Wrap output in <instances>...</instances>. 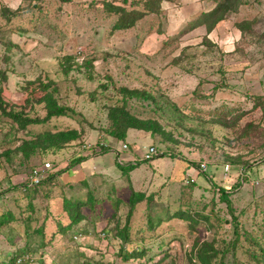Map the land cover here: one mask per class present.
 I'll return each mask as SVG.
<instances>
[{
    "label": "rangeland",
    "instance_id": "rangeland-1",
    "mask_svg": "<svg viewBox=\"0 0 264 264\" xmlns=\"http://www.w3.org/2000/svg\"><path fill=\"white\" fill-rule=\"evenodd\" d=\"M142 1L0 0V9L32 8L25 22L0 15V104L46 119L22 128L0 109V259L26 246L32 260L18 264H264V179L234 187L235 168L226 179L222 169L254 164L264 149V0H239L216 23L207 12L227 0H162L133 28L112 31L113 7L144 10ZM47 94L67 110L51 115ZM122 103L162 132L109 137V108ZM101 141L126 143L123 162L140 161L148 145L168 156L123 172L115 153L94 154ZM44 162L53 177L25 189ZM201 162L206 173L195 171ZM66 202L81 219L63 232ZM134 247L144 256L125 261Z\"/></svg>",
    "mask_w": 264,
    "mask_h": 264
},
{
    "label": "trees",
    "instance_id": "trees-1",
    "mask_svg": "<svg viewBox=\"0 0 264 264\" xmlns=\"http://www.w3.org/2000/svg\"><path fill=\"white\" fill-rule=\"evenodd\" d=\"M229 1H230V3H229ZM161 2H162V0H143L142 4L144 6V10H138V9H134V8L127 9V8H124L123 6H114L113 9L117 12L118 16H117V19L115 20V22L112 26V31H124V30H129V29L133 28L135 26L136 21L141 19L142 17H144L147 13L158 12L160 10ZM227 2H228L227 4L217 2L216 6L213 7L209 12H207L210 15H213V16L216 15L214 23L223 19L224 18L223 13L226 12L227 10L237 9L236 6H238L239 0H227ZM31 9H32L31 7H26L25 9L21 8L18 10L17 9L16 10L15 9L9 10V8L7 6H2V8L0 9V15L2 16L3 20L5 21L4 23H6V24H9V22H11L12 20H15V19H19V20L25 22L26 21V18H25L26 13H23V12L24 11L25 12L30 11ZM220 12H223V13H220ZM203 15H205V14H203ZM3 35H4V29H2V27H0V36H3ZM0 43H2L1 40H0ZM5 43L8 46V50H10V48L13 47V45L10 41L5 42ZM9 58H10L9 55L7 54L5 59L8 60ZM67 61H68V65H69V63L75 61V59H73L72 57H69V58L65 59V62H67ZM2 73H4V72L2 71ZM41 87L46 89L47 84H41ZM124 92H127L129 97H132L134 95L135 96L139 95L137 90L133 91V90H128L127 88H125ZM141 97L147 98V99L151 98L147 94L141 95ZM50 98H51V95L47 94V96L45 97V99H46L45 101L47 102V106H50L49 108H50L51 115H61L67 110L64 106L58 107L55 104H52L50 102L51 101ZM118 105L112 106L109 108V112H108L109 118L108 119H109L110 124L107 128L104 129L105 133L109 137H112V138L119 140V141H124L127 137V132L129 129H138V130H144V131L149 130L152 133H156L159 131L162 132V127H161L160 123H158L156 120H153V119H137L136 116L132 115L128 111L127 105L125 103L118 104ZM0 109L5 116L12 119V121L14 123L21 126L22 128H25L31 124L42 123L46 120L44 118L43 119L29 118L28 116L24 115L21 112H14V111L9 110V109L6 110V108L3 107L2 104H0ZM48 117H50V116L47 114L46 118H48ZM61 135H62V133H61ZM63 135L66 136L67 133H64ZM53 140H54L53 143L66 142V141H61L59 137H56ZM111 149H112V147H110L109 145L102 146L100 148V150L95 151L94 154L103 155V154L111 151ZM157 155H158V157L168 156L167 153H162V152H158ZM82 160H85V158H78V161H82ZM139 160L140 161L136 160V161L122 162V163L117 161L116 163L118 166H120V168L122 169L123 172H129L138 166V164H139L138 162L149 161V160H142V159H139ZM198 166H199V164L196 167H198ZM234 166H240L244 170V178L238 179L236 181V183L234 184V187H238L240 184L242 185L243 183L248 182V178L251 175H253L258 169V166H256L255 164H252V163L245 164L242 162V164L234 165ZM186 167L187 168L190 167L188 163L186 164ZM222 169H223V165H222ZM203 173H206V172H203ZM50 175L51 174H48L38 184H35L33 186H26V184L24 182L23 186L24 187L26 186V188L29 190L37 188L45 180H47L49 177H53ZM206 177H208V180H210V182L214 186H216L215 181L213 180V178H211V176L209 174ZM216 187H217V190L220 192L221 199L227 203V206L230 207L231 203L228 199V193H229L228 190H226L225 188H222L220 186H216ZM134 203H135V200H134V198H132L131 199V205H134ZM74 205L75 204H73V203H67V202L65 205V210H67V212L69 213L70 222L68 224H66L64 222L58 221V222H60L58 225L59 229L62 230L63 232L67 231L68 229H72L73 225L78 223L79 220L81 219L78 211H73ZM202 218L205 220H208L207 216H203ZM4 222H5V219H3V217H2V219H0V226H2L4 224ZM234 227H235L236 237H235V241L232 242V247H235V242H239V240H240L239 237L242 235L241 232H238L237 225H235ZM65 229H67V230H65ZM128 229H129V226L127 224H125L124 228L118 230V233L121 236V238L125 239L127 241V243L131 242L130 238L127 235ZM240 233H241V235H240ZM79 235H81V234H79ZM83 235H86V234L84 233ZM141 239H143V238H141ZM249 240L252 241V240H254V238L249 237ZM204 246H205V244L198 247V251L203 249ZM25 247L23 249L18 250L15 255L12 254L8 258L2 257V259H0V264H18L17 259L19 257H21L23 254L27 253V250H25ZM224 251L225 250H223V252ZM250 252L253 253L252 251H250ZM144 254H145L144 248L134 247L131 250H127V252H124V254L122 255V258L125 261H128L131 258L141 259L144 256ZM24 262H27V260ZM83 264H88V263H83ZM218 264H221V263L218 262Z\"/></svg>",
    "mask_w": 264,
    "mask_h": 264
},
{
    "label": "built area",
    "instance_id": "built-area-1",
    "mask_svg": "<svg viewBox=\"0 0 264 264\" xmlns=\"http://www.w3.org/2000/svg\"><path fill=\"white\" fill-rule=\"evenodd\" d=\"M107 144L105 142H99L97 146L99 147V150L102 146H106ZM128 149V145L126 143H123L121 146V149L119 151H126ZM158 154V150L154 145H148L142 155L140 156V159L142 160H151L154 156ZM116 159L118 162L122 163L123 158H121L120 153L116 152ZM256 166H258L257 171L251 175L248 178V183H250L253 186H258L261 182V179H264L263 176L259 175L258 170H260L259 165H264V149L262 150L261 154H259L258 158L256 159V162L254 163ZM235 168L237 172L238 179L244 178V170L240 166H233L230 163L223 164V175L224 178H229V173ZM52 166L50 162H44L41 166H35L33 169L29 172L27 179L25 180L26 186H33L35 184L40 183L51 171ZM194 169L192 168V171ZM197 173H203L207 171V163L201 162L199 166L195 170ZM261 176V177H260ZM191 181H194V178H191ZM26 186L24 188H26ZM74 238H77L76 235H74ZM31 261L32 258L28 253L23 254L21 257L17 259L18 263L24 262V261Z\"/></svg>",
    "mask_w": 264,
    "mask_h": 264
},
{
    "label": "crops",
    "instance_id": "crops-1",
    "mask_svg": "<svg viewBox=\"0 0 264 264\" xmlns=\"http://www.w3.org/2000/svg\"><path fill=\"white\" fill-rule=\"evenodd\" d=\"M133 130H135V129H130L128 132H127V135H128V137H130L131 135H134L133 133H134V131ZM122 146V145H121ZM115 149H117V150H115ZM120 149H121V147H120ZM119 149V147H114V148H112L111 149V151H113V152H107V153H105V155H107V154H113L114 155V157H115V154H116V152H118V150H120ZM115 153V154H114ZM125 154V153H124ZM104 155V154H103ZM102 155V156H103ZM127 156L125 157V161H135V160H138V158L139 157H136V156H133V155H130V154H126ZM100 156V155H99ZM113 161L115 162V160L113 159ZM123 161H124V159H123ZM117 162V161H116Z\"/></svg>",
    "mask_w": 264,
    "mask_h": 264
},
{
    "label": "clouds",
    "instance_id": "clouds-1",
    "mask_svg": "<svg viewBox=\"0 0 264 264\" xmlns=\"http://www.w3.org/2000/svg\"><path fill=\"white\" fill-rule=\"evenodd\" d=\"M18 3H19V0H18Z\"/></svg>",
    "mask_w": 264,
    "mask_h": 264
}]
</instances>
